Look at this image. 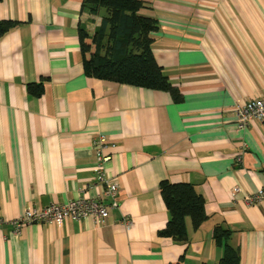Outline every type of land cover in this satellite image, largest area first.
Here are the masks:
<instances>
[{"label": "crops", "instance_id": "crops-1", "mask_svg": "<svg viewBox=\"0 0 264 264\" xmlns=\"http://www.w3.org/2000/svg\"><path fill=\"white\" fill-rule=\"evenodd\" d=\"M157 19L152 51L181 93L88 76L79 31L102 15L83 0H2L0 20V264H215L230 231L240 264H264V122L240 128L234 107L264 96V0H143ZM42 84L32 95L28 86ZM114 145L105 170L117 206L97 175L95 140ZM187 182L207 219L188 240L160 231L169 220L160 184ZM242 188V193L235 188ZM102 195L109 216L62 225L11 221L30 207ZM124 219L131 221L126 226Z\"/></svg>", "mask_w": 264, "mask_h": 264}, {"label": "trees", "instance_id": "trees-1", "mask_svg": "<svg viewBox=\"0 0 264 264\" xmlns=\"http://www.w3.org/2000/svg\"><path fill=\"white\" fill-rule=\"evenodd\" d=\"M82 5L91 13L102 15L93 34L85 29L79 31L83 66L88 76L168 91L175 101L180 100L181 93L154 57L152 33L159 24L156 18L142 12L146 8L143 0H83ZM18 23L0 20V36ZM28 90L36 96L43 93L41 83L30 84ZM160 191L169 212L168 223L160 234L187 241L186 218L190 217L194 228H198L208 217L204 198L187 182L162 181ZM229 236L228 229L215 227L214 240L224 247L222 258L215 264H240V250L229 243Z\"/></svg>", "mask_w": 264, "mask_h": 264}, {"label": "built area", "instance_id": "built-area-1", "mask_svg": "<svg viewBox=\"0 0 264 264\" xmlns=\"http://www.w3.org/2000/svg\"><path fill=\"white\" fill-rule=\"evenodd\" d=\"M234 112L240 128L247 127L251 120L256 118L264 122V96L236 105ZM113 146L105 135H100L95 140L98 181L105 185L103 194L113 199L110 206L115 207L117 206L118 186L110 181L105 170L107 164L113 159V154L110 152ZM235 192L242 193V188L237 186ZM243 199L248 205L259 204L264 200V188L261 187L253 193H245ZM110 206L103 202V197L100 194L93 198H75L64 203H53L46 207L30 206L22 215L14 218L11 223L14 234L21 233L27 224L36 222L60 226L67 219L78 220L92 217L97 224H101L108 218ZM124 223L129 226L131 221L124 219Z\"/></svg>", "mask_w": 264, "mask_h": 264}]
</instances>
